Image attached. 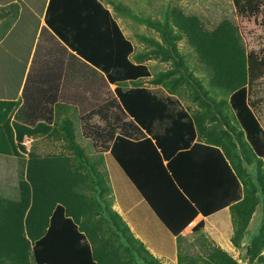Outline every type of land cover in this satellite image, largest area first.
Returning <instances> with one entry per match:
<instances>
[{"label": "trees", "instance_id": "trees-1", "mask_svg": "<svg viewBox=\"0 0 264 264\" xmlns=\"http://www.w3.org/2000/svg\"><path fill=\"white\" fill-rule=\"evenodd\" d=\"M234 5L244 16L264 14V0H234ZM173 21L196 47L201 62L212 70L211 83L230 91L238 125L254 152L264 157V127L256 112L259 101L251 99L252 90L264 79V49L248 52L238 28L228 19L209 30L198 16L174 9ZM46 22L71 50L117 84L116 96L106 107H120L131 122L118 130L101 107L82 115V130L101 150L111 151L174 235L179 237L199 214L209 216L242 199L241 178L228 155L215 142L197 140L198 122L187 108L180 107L177 98L143 85L121 87L122 82L152 73L147 64L132 61L133 42L100 0H50ZM17 105L14 100H0V153L20 156L25 135L49 127L13 124L8 114ZM18 111L35 123V113L25 107ZM96 113L106 120L105 126L92 123ZM84 181V174L72 170L66 157L30 153L26 177L19 183V200L0 196V261L121 264L116 253L108 249L97 252L88 235L93 229L80 223L81 216L95 206L77 190ZM109 210L139 245L143 259H153L120 215ZM204 225L205 220H200L193 230Z\"/></svg>", "mask_w": 264, "mask_h": 264}, {"label": "rangeland", "instance_id": "rangeland-1", "mask_svg": "<svg viewBox=\"0 0 264 264\" xmlns=\"http://www.w3.org/2000/svg\"><path fill=\"white\" fill-rule=\"evenodd\" d=\"M107 1L125 33L133 41V58L137 62L147 64L152 73L150 77L141 78L136 82H122L121 87L125 89L131 85H143L153 88L162 96L170 95L177 98L180 107H186L196 118L202 140L219 144L241 178L242 199L232 206L229 217L223 218L226 217L225 213L221 214L222 216L209 217L207 226L192 232L191 237L182 242L190 253L181 257L180 264H264V157L254 152L246 139L245 132L238 125L229 102L230 91L215 87L211 83L212 70L201 62L196 47L186 34L176 27L173 10L181 9L188 15L198 16L203 26L209 30L214 29L225 19L232 21L238 28L242 43L248 52H261L264 49V14L261 12L251 17L244 16L237 11L234 0ZM11 2L12 15L7 21L12 25L13 30L7 38H10L8 43H11L12 53L15 56L25 57L31 54L33 45L31 39L37 23L31 20L21 27L22 20L18 17L19 3H22V0H11ZM26 3L33 1L26 0ZM23 13H28L25 8ZM5 31L7 29L5 30L1 23L0 38L6 35ZM21 38L22 43L19 44ZM3 52L4 48L1 45L0 54ZM7 68L12 69L11 78L7 77V72L4 74ZM20 72V63L8 65L0 62V85L8 82L11 86H0V96L12 98L17 103L21 101V99L17 100ZM111 87L106 89V96L101 98V102L92 107L95 110L102 107V110L107 112L108 120L117 124L120 130V125L130 123L131 118L120 107L115 105L106 107L107 101L114 98L113 89L116 86ZM251 99L259 101L256 112L264 126V79L252 90ZM97 100L99 99L93 102ZM18 108L19 104L8 114L13 124L26 119L21 111L17 112ZM86 113L87 111L73 114L76 125H80L81 116ZM92 121L101 122V126L107 123L99 113L93 116ZM78 129L79 127L76 126L77 133L80 132ZM39 136L40 134L36 132L28 137V142L23 144L25 149L20 156L0 153L1 197L19 200V183L26 177L30 153L40 157L52 155L65 157L58 156L57 152L53 151H57L58 145L51 142L50 134L46 137ZM80 140L85 142L82 144L83 149L90 152V155L93 150L102 149L101 146L95 145L93 139ZM78 154L71 159L68 157V163L72 170L86 171L84 161L80 158L81 153ZM89 183L90 185H85V182H82L79 185L80 194L84 195L87 201L95 202L98 208L93 217L83 214L80 223L82 225L85 223L93 229L88 235L94 249L97 252L108 249L111 254L116 253L121 264H165L156 258L143 259L144 253L140 251L139 245L131 239L118 217L110 212L111 201L108 194L105 197L93 182ZM91 219L94 224H91ZM223 221H227L224 227L221 229L214 227L215 224L222 226ZM221 246L229 247L232 255L223 251ZM192 250L194 251L191 252ZM0 264L16 263L6 259L0 261Z\"/></svg>", "mask_w": 264, "mask_h": 264}, {"label": "crops", "instance_id": "crops-1", "mask_svg": "<svg viewBox=\"0 0 264 264\" xmlns=\"http://www.w3.org/2000/svg\"><path fill=\"white\" fill-rule=\"evenodd\" d=\"M30 1H33V3H26V0H22V3H19L20 13L18 18L22 20L21 27L33 20L36 21L37 28H35V33H33L31 39V41H33L31 54L25 57L23 55L18 57L12 53L11 43H8L10 38L7 39L13 30L12 25L7 21L12 15V2L11 0L8 2L0 0V24L2 23L4 25L5 30L7 29V31H5L6 35L0 38V46L2 45L4 48V52L0 54V62L8 65L20 63L21 72L19 74L20 78L18 76V80H21L18 91L19 98L17 100L21 99V101L18 103V110L25 107L29 112L35 113L36 117L35 123H30L31 121L27 120V117H25L26 119L24 120L22 119L21 123L26 122L28 125H31V127L39 125V123L47 125L46 127H49V129L38 132L40 134L39 137H46L50 134L52 138L51 142H55L58 145L57 151L53 150L57 152L56 155L67 156L66 158L69 157L71 159L72 156L77 157V154L81 153L80 158L84 161L86 171H76L84 174L85 185H90L89 182H93L101 194L105 195V197L106 194H108L107 196L111 201L110 208L120 215L122 220L129 226L134 237L145 245L154 258L165 264H180L181 257L184 254L190 253L185 247V243L182 245V242H184L185 239H189L191 233L195 232L193 227L200 220H205V227L208 225L209 217L215 215L222 216L221 214L223 213L226 215V217L223 216V218L226 219L229 217L234 203L209 216L199 214L178 237L174 235L159 218L154 209L114 158L110 150H93L92 156L90 152L83 149L84 146L82 144L85 142L80 139L87 138L92 140V138L84 135L82 130V116L79 122L81 125L80 127L79 124H75L73 114L76 112H90L95 110L92 106L100 103L101 98L106 96V89L109 86L110 88L114 85L117 86V84L110 83L102 70L77 55L76 52L71 50V48H69L47 25L46 14L50 0ZM100 1L113 14L109 2L107 0ZM24 8L28 12L27 14L23 13ZM113 16L115 17L114 14ZM115 19L117 23L120 22L116 17ZM119 25L121 26V23H119ZM122 30L125 33L123 28ZM21 43L22 38L19 39V44ZM131 59L135 63H141L135 61L133 55H131ZM11 71V68H7L4 74L7 72V77H10ZM0 86L8 87L10 85L8 82H4ZM132 86L133 85L128 88ZM115 88L113 89L114 97L116 96ZM151 89L153 90V88ZM97 98L99 100L93 102ZM10 99L13 100L3 95L0 96V100ZM191 115L193 114L191 113ZM92 123L101 125V122L96 123L92 121ZM76 126L79 127L78 130L81 133L76 132ZM25 137H29V135H25ZM197 140L205 142V140H202L200 137V134ZM70 144L72 147H70ZM54 156L55 155H52V157ZM80 189L81 187H77L79 192L81 191ZM93 203L95 206L92 208V212H85V216L93 217L97 212L96 209L98 207L95 202ZM226 223L227 221H223V224H221L222 226H217V224H215L214 227L221 229ZM222 247L224 246H221L223 251L232 255L231 252H229V247ZM193 251L194 250L191 252Z\"/></svg>", "mask_w": 264, "mask_h": 264}, {"label": "built area", "instance_id": "built-area-1", "mask_svg": "<svg viewBox=\"0 0 264 264\" xmlns=\"http://www.w3.org/2000/svg\"><path fill=\"white\" fill-rule=\"evenodd\" d=\"M27 142H28V137H24L22 143H23V144H27Z\"/></svg>", "mask_w": 264, "mask_h": 264}]
</instances>
